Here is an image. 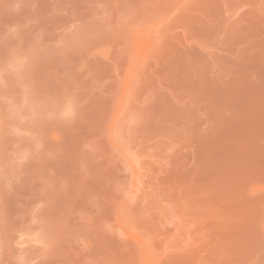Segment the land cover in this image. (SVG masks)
I'll return each mask as SVG.
<instances>
[{"label": "rangeland", "instance_id": "374dc122", "mask_svg": "<svg viewBox=\"0 0 264 264\" xmlns=\"http://www.w3.org/2000/svg\"><path fill=\"white\" fill-rule=\"evenodd\" d=\"M0 264H264V0H0Z\"/></svg>", "mask_w": 264, "mask_h": 264}]
</instances>
